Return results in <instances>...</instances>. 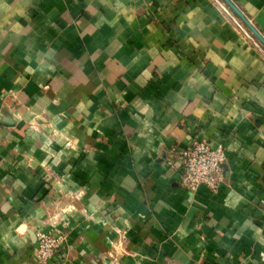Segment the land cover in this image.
I'll list each match as a JSON object with an SVG mask.
<instances>
[{"label":"crops","instance_id":"1","mask_svg":"<svg viewBox=\"0 0 264 264\" xmlns=\"http://www.w3.org/2000/svg\"><path fill=\"white\" fill-rule=\"evenodd\" d=\"M264 36V0H232ZM222 0H0V264H264V47ZM223 145L214 195L179 184Z\"/></svg>","mask_w":264,"mask_h":264},{"label":"built area","instance_id":"2","mask_svg":"<svg viewBox=\"0 0 264 264\" xmlns=\"http://www.w3.org/2000/svg\"><path fill=\"white\" fill-rule=\"evenodd\" d=\"M180 161L179 184L190 193L206 187L216 195L224 181V166L227 161L223 145L213 147L205 140H196L184 151H177ZM36 262L48 264L63 257L67 251V236L62 230L39 231L34 248Z\"/></svg>","mask_w":264,"mask_h":264},{"label":"water","instance_id":"3","mask_svg":"<svg viewBox=\"0 0 264 264\" xmlns=\"http://www.w3.org/2000/svg\"><path fill=\"white\" fill-rule=\"evenodd\" d=\"M226 8V11L228 13H234L235 16H237L242 23L246 25V27L249 29L251 34L263 45L264 47V36L262 33L258 30V28L250 22V20L247 18V16L243 13V11L240 9V7L236 4V2L232 0H222Z\"/></svg>","mask_w":264,"mask_h":264}]
</instances>
